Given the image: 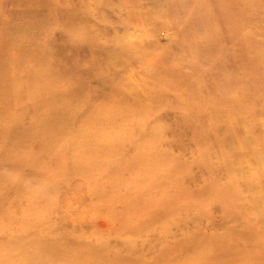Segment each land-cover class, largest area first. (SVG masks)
<instances>
[{
  "label": "rangeland",
  "instance_id": "rangeland-1",
  "mask_svg": "<svg viewBox=\"0 0 264 264\" xmlns=\"http://www.w3.org/2000/svg\"><path fill=\"white\" fill-rule=\"evenodd\" d=\"M0 264H264V0H0Z\"/></svg>",
  "mask_w": 264,
  "mask_h": 264
}]
</instances>
